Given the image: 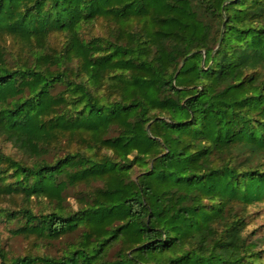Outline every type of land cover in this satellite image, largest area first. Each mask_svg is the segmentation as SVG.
Returning <instances> with one entry per match:
<instances>
[{
	"label": "trees",
	"instance_id": "16d2710c",
	"mask_svg": "<svg viewBox=\"0 0 264 264\" xmlns=\"http://www.w3.org/2000/svg\"><path fill=\"white\" fill-rule=\"evenodd\" d=\"M0 138V264H264V0H0Z\"/></svg>",
	"mask_w": 264,
	"mask_h": 264
},
{
	"label": "rangeland",
	"instance_id": "374dc122",
	"mask_svg": "<svg viewBox=\"0 0 264 264\" xmlns=\"http://www.w3.org/2000/svg\"><path fill=\"white\" fill-rule=\"evenodd\" d=\"M100 24H98V26L94 27V32H98L101 29ZM0 151L6 153V154H12L15 155L17 157H21V155H19L17 153V151L15 150L14 147H12L11 144L4 142L1 138H0ZM8 203V201L6 202H0V206H6ZM68 203L69 205L73 208L76 209L77 208V202L75 197L73 196H69L68 197ZM38 209V206H35V210ZM262 210H257L260 212V214L256 217L255 223L252 227L254 226H260L262 224H264V207L261 208ZM16 228L15 225H13L12 223H9L7 221H5L3 218H0V244L1 246L5 247L7 251H9L10 253L14 254V255H23L25 253H27L28 251H32V252H49V253H56L57 250L59 249V244L56 243L55 245H51V246H35V240L34 239H29V238H25L22 236H15L14 234H12V230H14ZM263 231H264V227H263ZM262 234V231L260 232Z\"/></svg>",
	"mask_w": 264,
	"mask_h": 264
}]
</instances>
